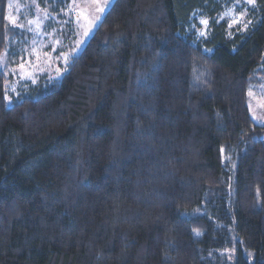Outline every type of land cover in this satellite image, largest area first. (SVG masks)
I'll return each instance as SVG.
<instances>
[{
  "label": "trees",
  "instance_id": "16d2710c",
  "mask_svg": "<svg viewBox=\"0 0 264 264\" xmlns=\"http://www.w3.org/2000/svg\"><path fill=\"white\" fill-rule=\"evenodd\" d=\"M254 1L232 34L219 0H115L61 80L12 104L0 67V264H264ZM7 8L0 60L24 39Z\"/></svg>",
  "mask_w": 264,
  "mask_h": 264
},
{
  "label": "rangeland",
  "instance_id": "374dc122",
  "mask_svg": "<svg viewBox=\"0 0 264 264\" xmlns=\"http://www.w3.org/2000/svg\"><path fill=\"white\" fill-rule=\"evenodd\" d=\"M114 1L110 0L101 14L96 11L93 0H8L7 20L22 31L24 38L13 43L14 49L9 50L10 54H3L0 60L1 69L13 77L8 88V103L12 104L23 94L28 95L33 87L60 81ZM219 1L222 9L216 17L217 23H227L232 34L244 32L250 25V11L255 8V1ZM97 15L101 19L93 24ZM191 27L198 37H206L210 31L208 15L197 13ZM257 76L258 83L249 88V106L254 122L264 126V75ZM219 255L225 259V264H234V250L221 251Z\"/></svg>",
  "mask_w": 264,
  "mask_h": 264
},
{
  "label": "snow or ice",
  "instance_id": "6c2138e0",
  "mask_svg": "<svg viewBox=\"0 0 264 264\" xmlns=\"http://www.w3.org/2000/svg\"><path fill=\"white\" fill-rule=\"evenodd\" d=\"M93 2L96 4V11L98 13L103 14L105 12V9L109 6L110 4V0H93ZM249 3H254V0H248ZM101 19L100 15H97L93 18L92 23L94 24L96 21H99ZM203 23H207L206 21H204ZM87 34V33H85ZM67 59V58H65Z\"/></svg>",
  "mask_w": 264,
  "mask_h": 264
}]
</instances>
